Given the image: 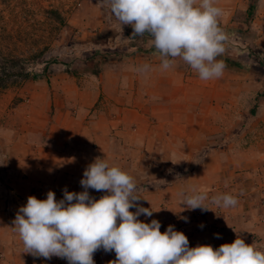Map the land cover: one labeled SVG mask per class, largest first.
<instances>
[{
    "label": "crops",
    "instance_id": "1",
    "mask_svg": "<svg viewBox=\"0 0 264 264\" xmlns=\"http://www.w3.org/2000/svg\"><path fill=\"white\" fill-rule=\"evenodd\" d=\"M216 6L222 9L218 22L228 26L236 23L232 20L236 11L251 9L252 35L256 46L264 50V0H216ZM104 62L96 73L88 71L89 64L80 70L81 75L51 74L48 81H39L33 88L27 99L28 113L20 117V130L3 135L12 182L7 187L8 200H0L10 202L11 207L2 209L0 218L13 221L30 195L43 200L52 190L60 200L65 187L69 192L83 191V172L96 157L127 172L137 186L153 181L172 164H189L208 134L227 132L240 117L244 84L229 80L233 75L227 65L220 78L205 81L190 68L162 69L161 61L139 66L141 70L114 58ZM260 120L262 128L257 121L252 131L264 132V116ZM246 142L237 140L235 149L227 151L210 149L186 177L138 193L142 197L138 203L154 210L151 217L138 219L160 221L163 233L168 220L183 208L182 191L195 188L211 196L218 181H242L248 174L245 169L264 164V146L246 149ZM89 194L99 199L105 193L89 189ZM213 218L208 211L205 226L188 240L225 241V230L221 234L209 231L207 224ZM236 218L242 231L259 233V241L264 242V212L242 205L237 207ZM22 252L13 226L0 225V264H33L32 255ZM115 258L114 252L102 249L93 257L95 264H108Z\"/></svg>",
    "mask_w": 264,
    "mask_h": 264
},
{
    "label": "clouds",
    "instance_id": "2",
    "mask_svg": "<svg viewBox=\"0 0 264 264\" xmlns=\"http://www.w3.org/2000/svg\"><path fill=\"white\" fill-rule=\"evenodd\" d=\"M98 3L109 9L121 28L130 26L135 36L148 34L160 54L162 69H169L179 58L201 80L223 75L226 65L218 57L225 52L228 37L218 24L222 9L216 6V0ZM80 185V192H69L65 187L60 200L52 190L43 200L28 196L12 221L23 245L22 253L49 260L57 257L68 264H95L94 254L101 249L115 253V260L108 264H264V251L254 243L246 244L239 235L232 243L215 249L201 244L190 247L188 237L174 225H168L162 233L160 221L139 220L141 215L151 217L154 210L138 203L142 197L134 177L110 166L104 158L96 157L87 165ZM89 189L105 194L96 199ZM180 196L183 211L210 210L204 203L208 199L205 192L192 188ZM211 202L230 208L238 200L231 194H220Z\"/></svg>",
    "mask_w": 264,
    "mask_h": 264
},
{
    "label": "rangeland",
    "instance_id": "3",
    "mask_svg": "<svg viewBox=\"0 0 264 264\" xmlns=\"http://www.w3.org/2000/svg\"><path fill=\"white\" fill-rule=\"evenodd\" d=\"M248 11H236L232 19L236 23L233 25L218 22L228 37L224 44L225 52L218 59L230 67L233 76L229 80H241L244 84L240 117L227 132L223 129L208 134L206 141L197 149L227 151L235 149V142L242 138L247 141L244 143L246 149L264 146V132L252 131L257 121L262 123L260 127L263 126L260 119L264 116V50H260L255 44L250 26L252 10L250 16H247ZM107 27H114L120 33L131 29L126 25L121 28L119 23L112 21L109 9L102 7L98 0H0V200H8L7 187L12 182V170L5 152L7 140L3 135L6 131L20 130V117L28 113L27 99L39 81H48L51 74L64 73V69L78 72L76 76L81 75L80 70L90 64L88 59L91 58L98 59L95 69H100L106 63L104 61L113 58L134 68L161 61L148 34L134 39L126 36L114 40L107 36L104 42L100 41L97 45L77 44V41L94 40L104 34ZM103 55L112 59H104ZM43 60L47 61L51 72L43 69ZM173 66L190 68L179 58L174 61ZM189 70L198 76L194 70ZM22 73H27V76ZM33 73L37 75L35 78H32ZM204 153L205 151L201 152ZM177 166L178 164H172L168 167L170 174L182 172L181 169H176ZM245 172L248 174L242 181L235 179L214 183L215 188L209 193L211 196L204 201L210 210L183 211L181 208L180 213L176 212V217L173 214L168 220L166 228L174 225L175 230L183 232L189 238L191 234L200 231L201 224L205 226L209 211L214 217L207 224V227L210 225L209 231L220 233L225 230L226 240L212 243L189 241L190 247L201 244L211 245L215 249L222 244L232 243L239 235L246 244L254 243L255 247L264 251V242L259 241V233L242 231L239 218H236L237 207L242 205H245L246 210L257 208L264 212V164L262 162L247 168ZM220 194L235 196L237 205L223 208L213 204L211 198ZM7 207H11L10 202L6 204L0 201V212ZM250 214L251 211L248 215ZM181 217H187L188 221L185 222ZM0 225L11 228L12 219L2 217Z\"/></svg>",
    "mask_w": 264,
    "mask_h": 264
},
{
    "label": "trees",
    "instance_id": "4",
    "mask_svg": "<svg viewBox=\"0 0 264 264\" xmlns=\"http://www.w3.org/2000/svg\"><path fill=\"white\" fill-rule=\"evenodd\" d=\"M250 10L247 12V16L251 15ZM111 17H112V21H114L115 23H118V21L115 19L114 16H112V14H111ZM248 30L250 31V29H248ZM132 32H133L132 28L129 29L128 31H123L120 33L118 31H116V29L114 27L113 28L107 27V30L104 32V34L100 35L97 38H94V40L77 41V44L78 45H87V44L91 43L92 45H97L100 41L104 42L103 40H105V38H107V36L113 40L115 38H118V37H126V36H130L131 38L134 39L137 36L133 35ZM107 40L108 39H106L105 42H107ZM263 53H264V51H263ZM114 56H116V55H114ZM102 57L104 59H112V58H106V55H103ZM54 60L55 59H52V62H55ZM88 60L90 62V66L88 67V71L91 73H96L97 70L95 69V64H97L98 59L94 60L93 58H91ZM42 62L45 63L43 66V69H46L48 72H51V69L49 68V66H47V61L43 60ZM64 70L67 72V69H64ZM22 74H24V76H27V73H22ZM36 76L37 75L35 73L32 74V78H35ZM202 151H205V153L201 154ZM207 153H208V150L196 149L189 164L186 161H180L178 163V166L176 167V169L179 168L182 170V172H180L176 175H172V174H170V172L168 171V168H167V170L164 173H162V175H160L157 179H155L153 181L146 182L142 185H139L138 186V189H139L138 193L142 192L145 189H155V188L168 186V185H171L174 182H176L180 177H186L187 173L189 171H191L193 168L198 167L201 164L202 160L205 158ZM169 170H171V168H169Z\"/></svg>",
    "mask_w": 264,
    "mask_h": 264
},
{
    "label": "built area",
    "instance_id": "5",
    "mask_svg": "<svg viewBox=\"0 0 264 264\" xmlns=\"http://www.w3.org/2000/svg\"><path fill=\"white\" fill-rule=\"evenodd\" d=\"M32 261H33V264H68L67 260L60 259L57 257H52L49 260V259H44L42 257L37 258V257L32 256Z\"/></svg>",
    "mask_w": 264,
    "mask_h": 264
}]
</instances>
